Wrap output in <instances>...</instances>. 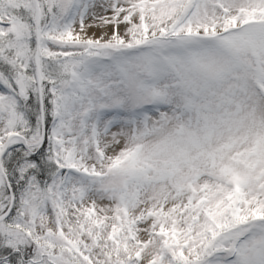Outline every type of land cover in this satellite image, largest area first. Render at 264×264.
Masks as SVG:
<instances>
[{
  "label": "snow or ice",
  "instance_id": "1",
  "mask_svg": "<svg viewBox=\"0 0 264 264\" xmlns=\"http://www.w3.org/2000/svg\"><path fill=\"white\" fill-rule=\"evenodd\" d=\"M0 264H264V0H0Z\"/></svg>",
  "mask_w": 264,
  "mask_h": 264
},
{
  "label": "rangeland",
  "instance_id": "2",
  "mask_svg": "<svg viewBox=\"0 0 264 264\" xmlns=\"http://www.w3.org/2000/svg\"><path fill=\"white\" fill-rule=\"evenodd\" d=\"M97 35H99L100 30H96ZM91 35V32L89 33Z\"/></svg>",
  "mask_w": 264,
  "mask_h": 264
}]
</instances>
